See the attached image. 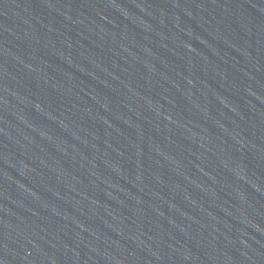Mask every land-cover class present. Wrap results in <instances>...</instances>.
I'll list each match as a JSON object with an SVG mask.
<instances>
[{"label":"water","instance_id":"95a60500","mask_svg":"<svg viewBox=\"0 0 264 264\" xmlns=\"http://www.w3.org/2000/svg\"><path fill=\"white\" fill-rule=\"evenodd\" d=\"M0 264H264V0H0Z\"/></svg>","mask_w":264,"mask_h":264}]
</instances>
